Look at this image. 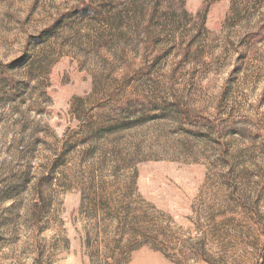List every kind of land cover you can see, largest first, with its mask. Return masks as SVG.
Segmentation results:
<instances>
[{"label":"rangeland","instance_id":"obj_1","mask_svg":"<svg viewBox=\"0 0 264 264\" xmlns=\"http://www.w3.org/2000/svg\"><path fill=\"white\" fill-rule=\"evenodd\" d=\"M263 11L0 0V264L101 261L129 192L166 236L120 264H264Z\"/></svg>","mask_w":264,"mask_h":264},{"label":"trees","instance_id":"obj_2","mask_svg":"<svg viewBox=\"0 0 264 264\" xmlns=\"http://www.w3.org/2000/svg\"><path fill=\"white\" fill-rule=\"evenodd\" d=\"M157 1L160 2L161 0H157ZM255 1L259 4L260 8L264 9V0H255ZM79 6L80 7L78 8L79 9L78 11H74L66 15L67 21H64L66 25H71L72 22L70 21L75 20L77 14L80 13L82 15H84L85 13L88 14L93 13V15L98 14L99 19L102 18L101 17L102 12L99 10V8L95 7L94 9H92L90 4H85V3H81ZM158 7L159 4H157L154 8H152L151 16H153V14L155 13ZM206 13H207V9L205 8L203 10V13H201L199 17V19H201L200 24L202 29L205 24ZM54 27H52L49 30H53ZM37 38L39 39L38 41L41 40L40 36ZM35 42H37V40H35ZM104 129L105 130L109 129V127L101 128V130ZM130 198H131L130 192L124 196V200H126L125 201L126 203L124 204L125 206L121 210V214L123 215L120 216L118 213H116L114 216L110 217L111 220L117 221V227L115 229V235H114L115 236L114 238L117 237L116 246L108 251L106 250V252L110 253L107 254L109 256L105 255L106 257L103 256L100 251L96 250L97 258L100 257V255L101 257L103 256L104 258H102L101 261L97 263L94 262V264H120L122 259L121 258L118 259V257H116L115 253L117 252H118L117 254H126L130 252L133 247L143 245L147 242H151V244H160V238H162L161 240L163 243L164 241L163 238L166 235H164L163 232L158 233L155 229L149 227L148 210L146 209V211H142L141 208L138 207L133 208V201H130Z\"/></svg>","mask_w":264,"mask_h":264}]
</instances>
